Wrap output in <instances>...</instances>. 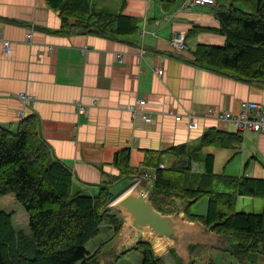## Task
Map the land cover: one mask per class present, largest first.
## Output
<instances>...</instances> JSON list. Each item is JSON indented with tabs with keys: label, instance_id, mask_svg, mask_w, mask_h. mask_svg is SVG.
<instances>
[{
	"label": "crops",
	"instance_id": "0c3cea01",
	"mask_svg": "<svg viewBox=\"0 0 264 264\" xmlns=\"http://www.w3.org/2000/svg\"><path fill=\"white\" fill-rule=\"evenodd\" d=\"M170 1L166 7L162 0H126L124 5L123 0H96L98 10L140 19L135 34L108 38L95 31H76L63 23L46 0H0L4 37L12 42L10 52L0 43V124L15 128L34 116L54 159L73 172V192L95 196L102 187L114 189L123 181L117 196L131 187L133 178L127 184L130 178H117L120 170L114 156L121 149H131L135 178L145 169L142 163L149 151L181 145L194 149L211 127L236 132L216 113L211 115L210 108L239 116L242 101L249 100L264 109L262 81H246L188 59L189 51L199 43H224V36L208 27L220 25L217 14L227 10L229 2L189 8L184 0ZM32 26L33 40L28 42ZM176 32L184 33L188 50L171 47ZM155 66L163 68L162 76L156 74ZM21 93L34 95V103H25ZM138 99L146 103L139 104ZM78 103L87 106L84 113ZM170 109L174 115L168 113ZM192 111L196 129L188 125ZM177 114L182 119L177 120ZM200 152L214 155L216 174L264 178V133L247 130L241 144L205 146ZM164 160L169 164L175 158L166 153ZM193 170L203 172V162L195 161ZM256 198L240 195L238 203L260 213L263 202ZM0 211L13 212L15 230L29 233V215L14 193L0 197ZM109 228L108 239L96 245L95 251L114 235L113 227ZM100 235L101 229L94 238ZM255 260L264 264V254Z\"/></svg>",
	"mask_w": 264,
	"mask_h": 264
},
{
	"label": "trees",
	"instance_id": "16d2710c",
	"mask_svg": "<svg viewBox=\"0 0 264 264\" xmlns=\"http://www.w3.org/2000/svg\"><path fill=\"white\" fill-rule=\"evenodd\" d=\"M46 1L59 12L63 23L78 32L95 31L108 38H121L135 34L140 28L138 17L98 10L96 0ZM162 1L166 7L171 3ZM217 1H228L229 8L218 12L217 28H208L223 35L224 43H199L189 51V61L246 81L264 83V0ZM238 3L248 9L240 8ZM243 134L211 127L196 148L181 145L162 152L149 151L142 165L156 169L152 189L156 208L169 212L178 202L187 201L184 211L189 219L213 225L215 232L233 236L229 252L236 258V264H256V255L264 254V178L216 174L214 155L200 152L205 146L230 148L241 144ZM166 153L175 160L167 164ZM130 157V148L115 153L114 163L120 170L118 179L133 175ZM195 161L203 162V172L193 170ZM161 164L165 166L160 167ZM72 181L73 172L54 159L34 116L15 128L0 124V196L16 195L29 215L30 230L17 232L13 212L0 211V264H117L122 255L113 261L97 257L122 226L109 207L116 194L109 186L102 187L95 196L73 192ZM221 186L228 190H221ZM240 195L261 197L263 211H238ZM204 198L208 200L206 212L193 211V206ZM103 222L113 227L114 235L90 253L86 244L100 233ZM132 249L142 253V264H169L150 243Z\"/></svg>",
	"mask_w": 264,
	"mask_h": 264
},
{
	"label": "water",
	"instance_id": "95a60500",
	"mask_svg": "<svg viewBox=\"0 0 264 264\" xmlns=\"http://www.w3.org/2000/svg\"><path fill=\"white\" fill-rule=\"evenodd\" d=\"M187 205V201H180L173 211L160 210L154 205L151 190L143 185L129 187L109 204L122 226L97 254L98 259L113 261L142 243H150L169 264H194L198 255L212 249L229 251L233 236L189 219L184 211Z\"/></svg>",
	"mask_w": 264,
	"mask_h": 264
},
{
	"label": "built area",
	"instance_id": "2783aa9c",
	"mask_svg": "<svg viewBox=\"0 0 264 264\" xmlns=\"http://www.w3.org/2000/svg\"><path fill=\"white\" fill-rule=\"evenodd\" d=\"M185 7L193 8L197 6L202 5H216V0H184L183 2ZM33 28L31 27L30 30L27 32V40L28 42H31L33 40ZM0 43L3 44L7 52L11 51L12 48V42L4 37V31H3V24L0 22ZM170 45L173 49L176 50H188L189 45L186 43L185 35L182 32H176L174 33ZM50 52L54 50V48L51 46L49 48ZM118 62L120 64L123 63L122 55L118 54ZM155 72L159 76H162L164 73V70L160 66H155ZM20 98L25 102L34 103L35 97L34 95L30 93H21ZM139 104H145V99H138ZM93 104L97 105V101H94ZM79 111L80 113H84L87 110V106L81 103H78ZM132 110H135V105L130 106ZM241 114L239 116L233 115L230 111L226 109H220L218 112H216L213 108L209 109V113L211 115H214L216 113L218 115V118L226 123H230L237 131H255L258 133H264V109L262 105L259 102L256 101H249L244 100L241 103ZM169 114L174 115V111L170 109L168 111ZM196 113L195 111H192L188 114V121H189V127L191 129H196L198 127V123L195 120ZM175 118L177 120L182 119L181 115H175ZM164 164H161L160 167H164ZM155 178H156V169L152 167H148L144 169L138 176L134 178V185H143L149 190H152L155 186Z\"/></svg>",
	"mask_w": 264,
	"mask_h": 264
},
{
	"label": "rangeland",
	"instance_id": "374dc122",
	"mask_svg": "<svg viewBox=\"0 0 264 264\" xmlns=\"http://www.w3.org/2000/svg\"><path fill=\"white\" fill-rule=\"evenodd\" d=\"M223 8L224 7L222 6L221 10H224ZM246 8H247V6H246ZM129 178L130 179H127L128 181H126L125 184L129 183L130 180H132V178L134 179L133 176L129 177ZM117 184H118V186L116 188L111 189L114 193H116L119 189H121L123 187L124 182L120 181ZM220 188H221V190H224V191L228 190L224 186H221ZM256 199L260 203L263 202V199L261 197H258ZM207 204H208V200H207V198H204V199L200 200L198 203H196L192 209H193V211H195L197 213H205L206 209H207ZM237 210L241 211V212H247V213H256V212L251 211L252 209H245V207L243 206L242 203H238ZM246 210H248V211H246ZM109 227H111L109 224H107L105 222L102 223L101 235L96 239L94 238V240H92L91 242H89L91 240L90 239L88 241L89 243L87 242L88 244H86V248L89 252H95V246L96 245L98 246V244H100V242L108 239L107 235H108V232L110 231ZM142 262H143L142 253L137 249H131L127 253H125V255L123 254L122 257H120L118 259L117 264H142ZM236 263H237L236 258L233 257L229 251L220 250V249H212V250H210L209 253H203V254L198 255L195 258L194 264H236Z\"/></svg>",
	"mask_w": 264,
	"mask_h": 264
},
{
	"label": "clouds",
	"instance_id": "9594fccd",
	"mask_svg": "<svg viewBox=\"0 0 264 264\" xmlns=\"http://www.w3.org/2000/svg\"><path fill=\"white\" fill-rule=\"evenodd\" d=\"M216 2H218L217 0H216ZM217 5V4H216ZM202 6H204V5H202ZM215 6V5H214ZM198 7V6H197ZM244 133V132H243ZM146 169V168H145ZM141 173V172H140ZM134 185V181H133V184H132V186ZM152 191V190H151Z\"/></svg>",
	"mask_w": 264,
	"mask_h": 264
}]
</instances>
